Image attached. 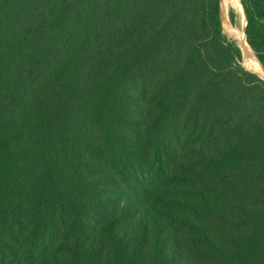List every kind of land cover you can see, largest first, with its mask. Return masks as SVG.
Returning a JSON list of instances; mask_svg holds the SVG:
<instances>
[{
  "label": "trees",
  "instance_id": "obj_1",
  "mask_svg": "<svg viewBox=\"0 0 264 264\" xmlns=\"http://www.w3.org/2000/svg\"><path fill=\"white\" fill-rule=\"evenodd\" d=\"M221 2L0 0V264H264V80Z\"/></svg>",
  "mask_w": 264,
  "mask_h": 264
},
{
  "label": "rangeland",
  "instance_id": "obj_2",
  "mask_svg": "<svg viewBox=\"0 0 264 264\" xmlns=\"http://www.w3.org/2000/svg\"><path fill=\"white\" fill-rule=\"evenodd\" d=\"M236 3L234 0H222L221 7H222V15L225 14L231 28L234 32H243L244 33V12L243 8L240 4V1L237 0ZM242 3V2H241ZM237 5V6H236ZM240 7L242 8V11L240 10ZM234 12L236 14L235 22L232 23L230 19V13ZM223 17V16H222ZM228 32V31H227ZM227 35L233 39L237 40L234 33L228 32Z\"/></svg>",
  "mask_w": 264,
  "mask_h": 264
},
{
  "label": "bare ground",
  "instance_id": "obj_3",
  "mask_svg": "<svg viewBox=\"0 0 264 264\" xmlns=\"http://www.w3.org/2000/svg\"><path fill=\"white\" fill-rule=\"evenodd\" d=\"M236 3L238 2L237 0H234ZM237 6V5H236ZM240 10L242 11V8L240 7ZM222 19V18H221ZM246 23V20H245V17H244V24ZM223 25H224V28L225 30H227L228 32H232L234 33L236 39L239 41V43L245 45L248 49V54L245 58V64L248 68L256 71V72H259V73H264L259 62L256 60V58L253 56L252 54V50L247 42V39L244 35L243 32H234L233 29L231 28L225 14H223Z\"/></svg>",
  "mask_w": 264,
  "mask_h": 264
},
{
  "label": "water",
  "instance_id": "obj_4",
  "mask_svg": "<svg viewBox=\"0 0 264 264\" xmlns=\"http://www.w3.org/2000/svg\"><path fill=\"white\" fill-rule=\"evenodd\" d=\"M239 1H240V4H241L242 8H243V5H242V3H241V0H239ZM243 12H244V8H243ZM222 16H223V15H222ZM244 17H245V20H246L245 28H244V35H245V37H246L245 29H246V26H247V17H246L245 12H244ZM224 29H225V28H224ZM225 32L228 33L227 30H225ZM236 41H237L238 45L240 46L241 51H242V54H243V65H244L248 70H250V71H252V72L257 73L258 75H260L261 78L264 80V73L262 74V73L256 72V71H254V70H252V69H250V68H248V67L246 66V64H245V58H246V56H247V54H248V49H247V47H246L245 45L239 43L238 40H236ZM250 48H251V47H250ZM251 50H252V49H251ZM252 54H253V56L256 58V60L259 62V60H258L257 57L255 56L253 50H252ZM259 64H260V66H261V68H262V70H263V72H264V67L262 66V64H261L260 62H259Z\"/></svg>",
  "mask_w": 264,
  "mask_h": 264
}]
</instances>
